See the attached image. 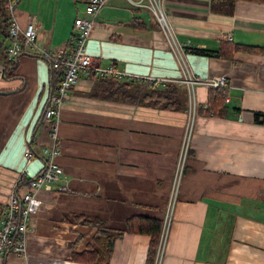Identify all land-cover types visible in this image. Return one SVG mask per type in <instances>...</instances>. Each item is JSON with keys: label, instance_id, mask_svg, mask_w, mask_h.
<instances>
[{"label": "crops", "instance_id": "obj_1", "mask_svg": "<svg viewBox=\"0 0 264 264\" xmlns=\"http://www.w3.org/2000/svg\"><path fill=\"white\" fill-rule=\"evenodd\" d=\"M136 1L109 0L97 17L86 45L92 66L80 72L59 116L56 160L64 172L52 190L40 191L42 204L28 223L27 255H0V264H92L72 258L74 250L89 248L96 232L75 214L101 217L116 229L133 215L163 218L187 111L89 94L101 74L96 70L110 65L122 77L182 82L159 23ZM211 1L164 0L178 37L195 48L188 55L192 71L202 78L226 74L229 101L221 115L197 116L161 264H264V0H236L232 13L212 10ZM85 5L21 0L17 20L25 28L36 19L39 49L12 61L5 53L9 31L0 33V63H11L0 79L3 205L42 169L52 141L43 114L53 69L40 49L72 50L75 19ZM225 40L259 50H237L232 57L196 50H217ZM210 96V88L197 87L199 103ZM150 241L145 233H125L108 264H145Z\"/></svg>", "mask_w": 264, "mask_h": 264}, {"label": "built area", "instance_id": "obj_2", "mask_svg": "<svg viewBox=\"0 0 264 264\" xmlns=\"http://www.w3.org/2000/svg\"><path fill=\"white\" fill-rule=\"evenodd\" d=\"M21 0H7L9 13V42L5 46L6 60L12 61L19 54L39 49L38 34L39 24L36 19L30 20L23 28L16 17V7ZM109 0H86L85 14L75 19V38L72 50L66 52L61 47L54 50L43 47L40 49L42 55L48 59L53 66L62 68V79L51 94L48 105L44 109L43 120L48 127L51 136L50 146L44 149L45 164L26 183V189L19 192L13 191L9 196L6 211L0 224V255L12 253L19 256L27 255V233L28 223L42 204L40 191L52 190L53 183L59 180L64 172L61 164L56 160L60 152V143L57 133L59 116L62 106L67 102L71 89L77 85L80 72L92 66L93 57L87 51V40L95 26L97 17ZM136 4L147 8L155 16L159 23L169 48L175 53L180 67L183 71L181 81L187 87L188 109L186 110L187 122L184 127L181 144L178 151L174 177L171 191L168 197L166 209L163 216V225L157 250L155 264H161L165 252V246L169 237V231L173 223L175 208L179 200L182 182L188 165L192 141L196 130V119L199 101L197 99V87L205 85L210 89L228 88L229 79L226 74H219L209 78L196 75L188 62L191 51L189 41H182L175 31L169 12L165 7L164 0H138ZM231 39V36H230ZM0 63V79L6 73V64ZM97 69V68H95ZM97 73L113 74L123 76L115 65L106 68H98ZM151 82L164 84L167 79L149 77ZM226 101H229L228 93ZM62 190L67 187L63 186Z\"/></svg>", "mask_w": 264, "mask_h": 264}, {"label": "trees", "instance_id": "obj_3", "mask_svg": "<svg viewBox=\"0 0 264 264\" xmlns=\"http://www.w3.org/2000/svg\"><path fill=\"white\" fill-rule=\"evenodd\" d=\"M236 0H212L211 8L216 12L232 13ZM9 13L5 0H0V33L9 28ZM203 54L222 55L232 57L237 50L258 51L256 46H247L230 41H223L217 50L196 49ZM195 48H191V51ZM11 63H7V66ZM52 64V63H51ZM53 69V88L62 79V68L51 65ZM9 69H6V74ZM92 96L124 102H135L141 105L172 109H188L187 87L183 82L167 81L164 84L151 82L146 78L119 77L113 74H100L95 86L89 92ZM227 88L211 89V96L207 103H200L198 114L221 115L227 107ZM259 120V114H256ZM43 121V120H42ZM8 203V201H7ZM6 205L0 203V223H2ZM65 219H71L68 215ZM78 222L96 228V232L89 242V248L82 252L73 251L72 258L81 262L92 264H108L112 256L115 242L123 237L125 233H145L150 235L151 241L145 264H155L159 240L162 231L163 218L147 217L143 215H133L126 219L125 228L116 229L107 225L105 219L92 215L75 214L74 218ZM82 241V236L76 240L73 246H77Z\"/></svg>", "mask_w": 264, "mask_h": 264}, {"label": "bare ground", "instance_id": "obj_4", "mask_svg": "<svg viewBox=\"0 0 264 264\" xmlns=\"http://www.w3.org/2000/svg\"><path fill=\"white\" fill-rule=\"evenodd\" d=\"M5 2H6V5L8 4V2H7V0H5ZM8 73V72H7Z\"/></svg>", "mask_w": 264, "mask_h": 264}, {"label": "rangeland", "instance_id": "obj_5", "mask_svg": "<svg viewBox=\"0 0 264 264\" xmlns=\"http://www.w3.org/2000/svg\"><path fill=\"white\" fill-rule=\"evenodd\" d=\"M190 155H191V152H190ZM190 157V156H189ZM189 162V161H188Z\"/></svg>", "mask_w": 264, "mask_h": 264}]
</instances>
